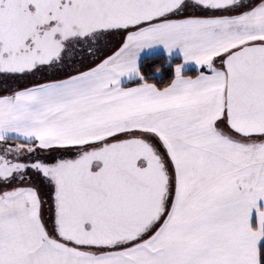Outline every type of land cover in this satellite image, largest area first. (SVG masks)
<instances>
[{
    "label": "snow or ice",
    "instance_id": "snow-or-ice-1",
    "mask_svg": "<svg viewBox=\"0 0 264 264\" xmlns=\"http://www.w3.org/2000/svg\"><path fill=\"white\" fill-rule=\"evenodd\" d=\"M0 264H264V0H0Z\"/></svg>",
    "mask_w": 264,
    "mask_h": 264
}]
</instances>
